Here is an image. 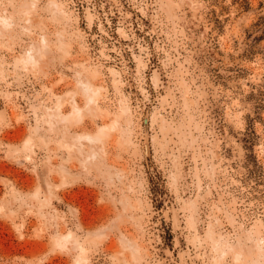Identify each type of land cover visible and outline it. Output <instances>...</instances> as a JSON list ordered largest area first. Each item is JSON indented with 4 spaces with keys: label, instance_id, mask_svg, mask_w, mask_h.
Here are the masks:
<instances>
[{
    "label": "rangeland",
    "instance_id": "1",
    "mask_svg": "<svg viewBox=\"0 0 264 264\" xmlns=\"http://www.w3.org/2000/svg\"><path fill=\"white\" fill-rule=\"evenodd\" d=\"M0 264H264V0H0Z\"/></svg>",
    "mask_w": 264,
    "mask_h": 264
},
{
    "label": "water",
    "instance_id": "2",
    "mask_svg": "<svg viewBox=\"0 0 264 264\" xmlns=\"http://www.w3.org/2000/svg\"><path fill=\"white\" fill-rule=\"evenodd\" d=\"M145 128H146V133H147V129H148V118H145ZM145 150H146V155L149 157L150 155V146H149V142L146 140L145 142Z\"/></svg>",
    "mask_w": 264,
    "mask_h": 264
}]
</instances>
